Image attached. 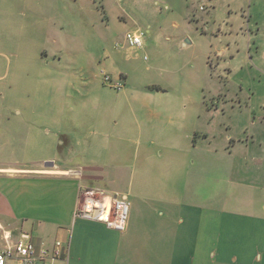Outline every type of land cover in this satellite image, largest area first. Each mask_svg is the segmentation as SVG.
<instances>
[{
	"label": "crops",
	"instance_id": "obj_1",
	"mask_svg": "<svg viewBox=\"0 0 264 264\" xmlns=\"http://www.w3.org/2000/svg\"><path fill=\"white\" fill-rule=\"evenodd\" d=\"M249 4L254 34L240 24L233 47L227 38L219 50L226 82L208 112H166L163 103L155 112H32L25 140L57 151L26 162L11 153L19 112L0 113V227L13 239L61 240L57 264H264V112L254 111L257 98L264 108V21ZM10 64L0 49V81ZM136 92L145 106L152 94ZM242 98L252 112L224 110ZM82 188L126 198L124 230L74 218Z\"/></svg>",
	"mask_w": 264,
	"mask_h": 264
},
{
	"label": "rangeland",
	"instance_id": "obj_2",
	"mask_svg": "<svg viewBox=\"0 0 264 264\" xmlns=\"http://www.w3.org/2000/svg\"><path fill=\"white\" fill-rule=\"evenodd\" d=\"M250 1L210 0L199 10L200 0H0V49L11 59L0 81V113L19 112L13 159L26 162L57 151L56 144L38 153L25 140L28 119H36L29 117L32 112H155L158 103L171 112L213 109L222 101L217 89L227 76L219 66L226 56L217 54L233 43L240 24L243 33L253 31L254 22L246 23ZM253 1L263 22L264 0ZM135 29L144 33L140 48L124 41ZM258 36L264 40V30ZM11 51L21 67L13 66ZM142 90L152 94L145 106L136 100ZM242 99L240 107L225 105L224 110L252 112ZM261 103L255 100V112H264ZM8 153L2 148V157ZM211 174H217L215 167Z\"/></svg>",
	"mask_w": 264,
	"mask_h": 264
},
{
	"label": "built area",
	"instance_id": "obj_3",
	"mask_svg": "<svg viewBox=\"0 0 264 264\" xmlns=\"http://www.w3.org/2000/svg\"><path fill=\"white\" fill-rule=\"evenodd\" d=\"M200 0L198 9L203 10L206 2ZM144 33L140 29L128 31L124 41L129 47L140 48ZM104 80L109 77L104 74ZM120 87L119 83L114 85ZM129 201L121 196L112 195L100 189L82 188L79 190L74 218L93 219L103 222L106 226L122 231L128 218ZM62 242L55 239L52 245L42 241L33 242L29 234L21 233L12 238L8 231L0 227V264L15 261L18 264H57L61 260Z\"/></svg>",
	"mask_w": 264,
	"mask_h": 264
},
{
	"label": "water",
	"instance_id": "obj_4",
	"mask_svg": "<svg viewBox=\"0 0 264 264\" xmlns=\"http://www.w3.org/2000/svg\"><path fill=\"white\" fill-rule=\"evenodd\" d=\"M49 163H50V165H52L53 162H49Z\"/></svg>",
	"mask_w": 264,
	"mask_h": 264
}]
</instances>
